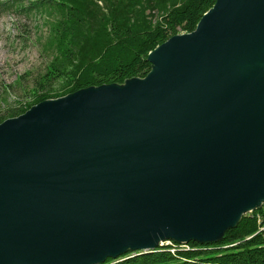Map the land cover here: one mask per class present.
I'll return each mask as SVG.
<instances>
[{
	"label": "water",
	"instance_id": "water-1",
	"mask_svg": "<svg viewBox=\"0 0 264 264\" xmlns=\"http://www.w3.org/2000/svg\"><path fill=\"white\" fill-rule=\"evenodd\" d=\"M262 44L264 0H216L194 31L149 53L146 77L0 123V264H98L163 240L216 241L261 206L262 86L234 67Z\"/></svg>",
	"mask_w": 264,
	"mask_h": 264
},
{
	"label": "trees",
	"instance_id": "trees-1",
	"mask_svg": "<svg viewBox=\"0 0 264 264\" xmlns=\"http://www.w3.org/2000/svg\"><path fill=\"white\" fill-rule=\"evenodd\" d=\"M215 3L216 0H0V17L14 10L36 18L37 28H46L48 52L47 63L34 82L22 86L25 100L0 111V123L49 99L146 77L153 68L149 53L174 35L194 31ZM24 77L18 78L19 83ZM58 81L62 86L55 88ZM100 264H264V203L244 214L216 241L190 240L182 245L172 240L150 252L130 249Z\"/></svg>",
	"mask_w": 264,
	"mask_h": 264
},
{
	"label": "rangeland",
	"instance_id": "rangeland-1",
	"mask_svg": "<svg viewBox=\"0 0 264 264\" xmlns=\"http://www.w3.org/2000/svg\"><path fill=\"white\" fill-rule=\"evenodd\" d=\"M35 21L36 18L33 16L27 18L26 15L14 12V10L1 14L0 111L15 105L18 100H25L22 86L33 83V79L47 63L46 28H37ZM40 34L41 38H39ZM27 72H30V75ZM20 76H25L21 83L18 81ZM60 86L62 82L54 83L55 88ZM2 97H5L6 101Z\"/></svg>",
	"mask_w": 264,
	"mask_h": 264
},
{
	"label": "bare ground",
	"instance_id": "bare-ground-1",
	"mask_svg": "<svg viewBox=\"0 0 264 264\" xmlns=\"http://www.w3.org/2000/svg\"><path fill=\"white\" fill-rule=\"evenodd\" d=\"M234 72L236 75L245 77L251 82L257 84L259 83L262 86V91L255 102V111L253 117L259 130L264 134V44L259 46L257 50L254 51V53H248L241 57L234 67ZM263 200L264 196L259 201L263 202ZM259 205L260 204L258 203L251 204L246 208L245 212H251L253 207H258ZM171 242L172 241L170 240L169 244Z\"/></svg>",
	"mask_w": 264,
	"mask_h": 264
},
{
	"label": "built area",
	"instance_id": "built-area-1",
	"mask_svg": "<svg viewBox=\"0 0 264 264\" xmlns=\"http://www.w3.org/2000/svg\"><path fill=\"white\" fill-rule=\"evenodd\" d=\"M160 243H163V244H169V240L161 241Z\"/></svg>",
	"mask_w": 264,
	"mask_h": 264
}]
</instances>
